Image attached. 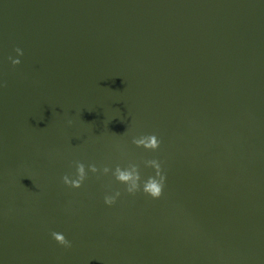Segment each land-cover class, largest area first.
I'll list each match as a JSON object with an SVG mask.
<instances>
[{
    "label": "water",
    "instance_id": "95a60500",
    "mask_svg": "<svg viewBox=\"0 0 264 264\" xmlns=\"http://www.w3.org/2000/svg\"><path fill=\"white\" fill-rule=\"evenodd\" d=\"M0 264H264V0H0Z\"/></svg>",
    "mask_w": 264,
    "mask_h": 264
},
{
    "label": "clouds",
    "instance_id": "9594fccd",
    "mask_svg": "<svg viewBox=\"0 0 264 264\" xmlns=\"http://www.w3.org/2000/svg\"><path fill=\"white\" fill-rule=\"evenodd\" d=\"M15 51L22 55V51L17 48ZM13 65L19 64L20 61L18 59H13L12 61ZM134 143H136L138 146L143 145L145 149L149 150H156L159 147L160 141L156 138L154 134L143 136L139 140H134ZM153 165V169L155 170V177H148L146 181L143 182V192L149 195L152 198H159L162 192L163 182H164V176L160 174V165L156 160L150 161ZM89 171L92 173H96L98 171L97 167L95 165H89L88 166ZM104 174H107L109 172L108 167H103L102 169ZM113 176L115 180L118 182L127 185L126 191L128 193H134L137 191L139 182H140V175L139 172L136 171L135 177H133V173L123 170L119 167L115 169V172L113 173ZM158 177L159 179H157ZM86 178V172H85V166L83 163L77 162L76 163V177L75 179H70L68 175H65L62 177V181L66 186H70L71 188H79L81 187L83 181ZM129 181H132L131 185L128 186ZM120 193L117 192L113 196H105L104 197V203L106 205H112L115 202L116 196H119ZM52 238L59 244L64 247H70V242L65 238V236L61 233L52 232L51 233Z\"/></svg>",
    "mask_w": 264,
    "mask_h": 264
}]
</instances>
